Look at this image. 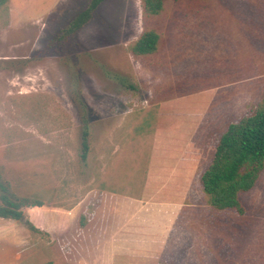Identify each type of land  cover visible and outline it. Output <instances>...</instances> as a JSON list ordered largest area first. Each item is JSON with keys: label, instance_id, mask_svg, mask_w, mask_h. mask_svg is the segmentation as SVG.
I'll list each match as a JSON object with an SVG mask.
<instances>
[{"label": "rangeland", "instance_id": "1", "mask_svg": "<svg viewBox=\"0 0 264 264\" xmlns=\"http://www.w3.org/2000/svg\"><path fill=\"white\" fill-rule=\"evenodd\" d=\"M90 1L9 0L0 11L3 179L33 201L80 202L82 225L100 220L107 192L145 202L117 245L121 264H264V172L241 194L244 213L213 208L201 183L218 136L264 100V0H166L155 16L143 0H103L53 41ZM149 29L157 49L134 55ZM189 157L172 189L175 160ZM72 226L39 233L0 218V264L72 256Z\"/></svg>", "mask_w": 264, "mask_h": 264}, {"label": "trees", "instance_id": "2", "mask_svg": "<svg viewBox=\"0 0 264 264\" xmlns=\"http://www.w3.org/2000/svg\"><path fill=\"white\" fill-rule=\"evenodd\" d=\"M166 0H143L146 16L158 15ZM9 0H0V11L8 12ZM103 0H91L53 41H60L83 27ZM6 24V23H5ZM160 35L153 29L145 30L130 46L134 55L155 52ZM88 122L84 119L81 137V159L87 160L90 150ZM214 156L201 175V183L209 203L216 209H231L244 213L241 194L252 190L264 172V100L252 113L230 122L217 140ZM44 202L17 195L0 174V218L22 222L32 231L41 233L26 216L24 206H42ZM159 264H166L160 262Z\"/></svg>", "mask_w": 264, "mask_h": 264}, {"label": "crops", "instance_id": "3", "mask_svg": "<svg viewBox=\"0 0 264 264\" xmlns=\"http://www.w3.org/2000/svg\"><path fill=\"white\" fill-rule=\"evenodd\" d=\"M191 164V157L187 160H175L172 167V178L177 183L172 189L174 187L182 189L181 180H186V175L191 172ZM176 188L175 191H177ZM184 190L187 192L189 189L186 187ZM107 194L106 201L96 207V209L99 208L97 213L99 212L100 220L94 223L87 222L83 225L80 223L81 212H83V210L80 211L82 206L80 202L71 209H64L44 202L42 206H31L32 210L40 209L39 212L30 209L27 211L31 221L43 232L67 235L71 224L75 226H72V229L77 230V233L73 231L71 238L65 241L71 242L73 249H77V253H73L70 257L55 255L50 259L54 261L51 264H116L117 261L118 264H121L122 261L126 262L125 253L121 247L118 250L117 245L127 241L128 236H122V233L131 225L136 211L144 207L145 202L136 203L132 197H124L113 192H107ZM113 207L115 208L113 212H116L115 216L111 211Z\"/></svg>", "mask_w": 264, "mask_h": 264}]
</instances>
